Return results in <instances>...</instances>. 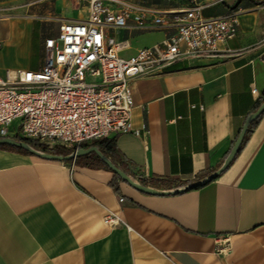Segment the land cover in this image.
<instances>
[{
	"label": "crops",
	"instance_id": "1",
	"mask_svg": "<svg viewBox=\"0 0 264 264\" xmlns=\"http://www.w3.org/2000/svg\"><path fill=\"white\" fill-rule=\"evenodd\" d=\"M132 1L155 11L198 2L204 17L238 11L237 32L219 44L220 56L181 57L161 74L135 78L131 119L147 131L109 136L132 179L174 189L216 170L264 101V2ZM61 6L64 17L85 15L65 0H0L1 74L41 67ZM170 31L110 34L127 39L128 55ZM75 159L0 149V264H264V112L231 163L197 188L153 194L123 180L115 188L112 171ZM109 212L121 222L107 223Z\"/></svg>",
	"mask_w": 264,
	"mask_h": 264
},
{
	"label": "built area",
	"instance_id": "2",
	"mask_svg": "<svg viewBox=\"0 0 264 264\" xmlns=\"http://www.w3.org/2000/svg\"><path fill=\"white\" fill-rule=\"evenodd\" d=\"M65 1L85 15L67 18L61 15L65 7L59 8L54 16L58 31L44 39L41 67L0 73V137L35 139L49 148L117 133L140 135L147 130L132 123L133 80L161 74L181 57L220 56L219 44L238 27L237 10L204 17L198 2L155 11L131 0ZM119 29L171 31L161 41L124 55L127 39L110 34ZM104 219L121 222L113 212Z\"/></svg>",
	"mask_w": 264,
	"mask_h": 264
},
{
	"label": "water",
	"instance_id": "3",
	"mask_svg": "<svg viewBox=\"0 0 264 264\" xmlns=\"http://www.w3.org/2000/svg\"><path fill=\"white\" fill-rule=\"evenodd\" d=\"M262 112H264V101H262L259 106L251 112L245 119L243 126L241 127L237 137L235 138L228 154L226 155L225 159L223 160L222 164L213 172H211L209 175L206 177L192 182L190 184H187L185 186H181L178 188L174 189H168V190H157L153 187L143 185L139 183L138 181L132 179L128 174H126L122 169H120L118 166H116L107 156H105L96 145H91L85 148H77L71 152H69L66 155H57V154H51L48 152L44 151H39L33 148L31 145H29L26 141L16 139L15 137H0V144H8L11 146H15L18 148H22L32 154H35L37 156L43 157V158H49V159H61V160H66V159H71L75 158L80 155H84L90 152H94L107 166L110 168L114 173H116L123 181L127 182L129 185L132 187L143 191L147 193H153V194H167V193H175V192H180L183 190L191 189L197 186H201L210 180L214 179L221 171H223L233 160L235 155L238 152L239 146L243 140V137L246 133V130L248 128V125L250 122H252L255 118H257Z\"/></svg>",
	"mask_w": 264,
	"mask_h": 264
},
{
	"label": "trees",
	"instance_id": "4",
	"mask_svg": "<svg viewBox=\"0 0 264 264\" xmlns=\"http://www.w3.org/2000/svg\"><path fill=\"white\" fill-rule=\"evenodd\" d=\"M253 1L255 3L264 2V0H259V1L253 0ZM258 118H259V116L257 118H255L252 122H250V124L248 125L246 133H245L243 140L239 146V150L242 148L247 136L251 132L252 127L257 122ZM15 138L26 141L29 145H31L36 150L49 152V153H53V154H62V155L68 154L69 152L76 149V147L85 148V147H88L91 145H96L98 147V149L105 156H107L116 166H118L120 169H122L126 174H128V175L130 174L127 166L124 163L119 162L117 160V157L115 154L114 138L103 137V138L93 139V140H89V141H82L78 144V146H72L69 148L59 146V145H55L53 148H48L47 146H45L44 144L40 143L39 141H37L35 139L24 138V137H20V136H15ZM0 149H11V150L19 151V152L30 153V152H28L22 148H18V147L11 146L8 144H0ZM75 160L82 165H87V166L99 165V166L105 167L108 170L112 171L110 168H108V166L98 156H96V154L94 152H90V153L81 155L79 157H76ZM120 180H122V179L116 173L113 172V178L111 180V183L113 186H115V188L117 187V181H120ZM140 183L146 185V183L143 180H140ZM197 187H199V186H197ZM197 187H194V188H197Z\"/></svg>",
	"mask_w": 264,
	"mask_h": 264
},
{
	"label": "rangeland",
	"instance_id": "5",
	"mask_svg": "<svg viewBox=\"0 0 264 264\" xmlns=\"http://www.w3.org/2000/svg\"><path fill=\"white\" fill-rule=\"evenodd\" d=\"M49 27L50 26H47V28H49ZM0 29H1V25H0ZM40 56H41V47L38 46L37 49L35 50L33 56H32L33 63L39 62Z\"/></svg>",
	"mask_w": 264,
	"mask_h": 264
}]
</instances>
